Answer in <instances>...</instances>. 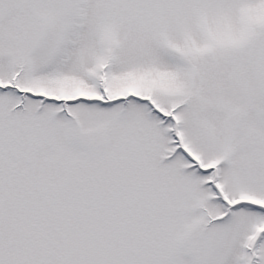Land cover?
<instances>
[{
    "label": "snow or ice",
    "instance_id": "6c2138e0",
    "mask_svg": "<svg viewBox=\"0 0 264 264\" xmlns=\"http://www.w3.org/2000/svg\"><path fill=\"white\" fill-rule=\"evenodd\" d=\"M0 264H264V0H0Z\"/></svg>",
    "mask_w": 264,
    "mask_h": 264
}]
</instances>
